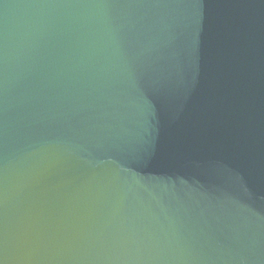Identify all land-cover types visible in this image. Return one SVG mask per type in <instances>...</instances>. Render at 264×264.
<instances>
[{
	"label": "water",
	"instance_id": "95a60500",
	"mask_svg": "<svg viewBox=\"0 0 264 264\" xmlns=\"http://www.w3.org/2000/svg\"><path fill=\"white\" fill-rule=\"evenodd\" d=\"M0 264H264V0H0Z\"/></svg>",
	"mask_w": 264,
	"mask_h": 264
}]
</instances>
